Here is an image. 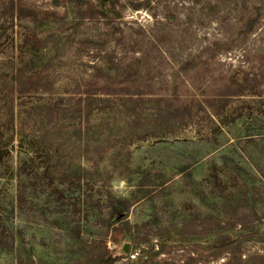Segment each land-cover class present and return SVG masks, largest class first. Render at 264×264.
Returning <instances> with one entry per match:
<instances>
[{
  "label": "rangeland",
  "instance_id": "obj_1",
  "mask_svg": "<svg viewBox=\"0 0 264 264\" xmlns=\"http://www.w3.org/2000/svg\"><path fill=\"white\" fill-rule=\"evenodd\" d=\"M0 264H264V0H0Z\"/></svg>",
  "mask_w": 264,
  "mask_h": 264
},
{
  "label": "trees",
  "instance_id": "obj_2",
  "mask_svg": "<svg viewBox=\"0 0 264 264\" xmlns=\"http://www.w3.org/2000/svg\"><path fill=\"white\" fill-rule=\"evenodd\" d=\"M25 167L23 166V164H20L19 166V171L20 174L22 173V171H24ZM20 190H19V194H18V201H23L24 197H25V192H23V183H21L20 185Z\"/></svg>",
  "mask_w": 264,
  "mask_h": 264
},
{
  "label": "water",
  "instance_id": "obj_3",
  "mask_svg": "<svg viewBox=\"0 0 264 264\" xmlns=\"http://www.w3.org/2000/svg\"><path fill=\"white\" fill-rule=\"evenodd\" d=\"M128 248V246H127V244L125 245V249H127Z\"/></svg>",
  "mask_w": 264,
  "mask_h": 264
}]
</instances>
